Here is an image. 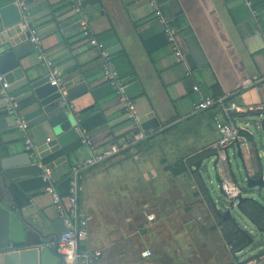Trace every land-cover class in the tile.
<instances>
[{
    "label": "crops",
    "instance_id": "0c3cea01",
    "mask_svg": "<svg viewBox=\"0 0 264 264\" xmlns=\"http://www.w3.org/2000/svg\"><path fill=\"white\" fill-rule=\"evenodd\" d=\"M12 1L22 4L23 0H0V4ZM72 2L28 0L23 5L21 23L27 22L25 28L34 30L39 44L22 59V64L41 61L50 71L46 60L56 67L73 59L76 71L89 79L91 87L105 88L106 93L99 99L87 92L73 102L75 123L58 134L56 148L46 156L75 143L80 129H84L80 120L100 111L106 123L89 131L84 129L87 134L100 147L109 144L107 136L99 138L106 131L120 135L122 144L129 146L78 172V209L87 219V234L80 246L100 251L92 264H264V234L257 233L253 245L236 251L225 240L223 223L216 217L213 201L222 197L213 199L189 167L203 148H212L209 154L223 150L217 145L218 125L226 119L222 107L215 104L200 111L194 109L215 80L227 91L226 101L238 107L236 111L255 114L262 133L260 140L264 141V0H90L82 7L89 27L107 47L117 75L122 80L131 76L138 80L140 86L131 95L135 97L138 118L152 111L160 126H166L153 136L152 131L143 130L145 137L134 141L135 131L141 127L134 126L122 101L114 89L110 90L98 49L82 35ZM164 24L176 30V43L167 39ZM188 29L203 57L193 45L190 47ZM204 30L216 49L202 45L198 34ZM39 49L44 59L38 56ZM254 74L262 80L239 86L245 77ZM17 114L27 121L28 135L36 147L54 138L47 118L33 105L17 110ZM5 139L10 141L8 154L26 157L20 128L6 133ZM239 142L242 153L245 148L253 162L248 140ZM163 149L166 157H151L155 150ZM89 153L81 143L55 155L51 160L64 158L45 170L64 206L69 203L72 167ZM179 159L190 161L185 162L186 169L173 172L171 168ZM45 187L31 200L22 195L13 199L8 193L5 198L21 221H34L33 226H26L34 233L32 237L38 231L54 234L55 238L47 243L54 249L61 232L54 223H64ZM148 214L153 217L149 219ZM58 264L72 263L60 256Z\"/></svg>",
    "mask_w": 264,
    "mask_h": 264
},
{
    "label": "water",
    "instance_id": "95a60500",
    "mask_svg": "<svg viewBox=\"0 0 264 264\" xmlns=\"http://www.w3.org/2000/svg\"><path fill=\"white\" fill-rule=\"evenodd\" d=\"M89 1L83 0L81 6L83 7ZM27 2L28 0H23L22 4L14 1L0 4V73L5 75L7 82L4 92L0 87V264H58L62 255L56 251V247L52 249L47 245L55 238L54 234L50 230H47V233L38 231L36 237H32L34 233L29 232L26 226H33L34 221L30 220L31 223L21 221L11 210L10 200L5 198V194L8 193L13 199L22 195L31 200L41 189L50 184L51 179L44 177L45 170H51L64 157L46 163L39 162V159L54 150L57 146L58 134L75 123L76 109L73 102L87 92H90L95 99L101 98L106 92L102 86L91 87L89 79L76 71L77 64L73 63V59L56 65L60 76L58 84L51 83L50 72L46 70L41 61L31 62L28 65L22 64V59L29 57L37 46L32 40L31 28L21 25L24 16L23 5ZM186 34L191 35L190 38L187 37L190 47L193 45L203 57V52L196 38L191 34V30L188 29ZM122 84L124 93L129 96L140 86L135 76L123 79ZM108 86L113 91L109 83ZM7 97L16 103V110L33 105L47 118L52 128L54 138H48L47 141L39 144L36 147V156L28 152H26V157H15L13 154H8L10 141L5 139V135L19 127L15 116L8 113ZM250 117H255V114L242 115L245 125L249 124ZM138 122L142 130L152 131L150 136L166 129V126H160V122L152 111L142 114ZM243 128L247 132L248 143L256 157H253L254 160L250 161L249 165L244 164L240 142H235L236 154L243 162V168L236 169L237 175L228 161L227 148L198 157L189 164L190 170L199 175L205 186L200 169L202 162L213 156L212 167L216 170V163L219 160L226 161V165L223 166L224 175H229L237 191L228 196L224 194L219 185L222 198L213 203L218 216L222 220H229L236 231L246 238L236 248V251L253 245L257 233L264 234V226L254 217L253 210L245 205L247 202L253 203L264 212V164L257 151V139L251 131ZM127 148L129 146L120 151ZM18 205L17 203L16 206ZM61 222L63 223L62 219ZM54 224L60 231L66 229L64 224L63 226H60L58 222Z\"/></svg>",
    "mask_w": 264,
    "mask_h": 264
},
{
    "label": "built area",
    "instance_id": "2783aa9c",
    "mask_svg": "<svg viewBox=\"0 0 264 264\" xmlns=\"http://www.w3.org/2000/svg\"><path fill=\"white\" fill-rule=\"evenodd\" d=\"M72 9L73 11L79 15V24L82 35L86 38L88 43L94 45L99 52V55L102 59V68L105 74V77L108 83L113 87L114 91L120 98L123 103V107L127 113V115L134 121V126L139 127L138 115L136 113L135 101L131 96L127 95L123 91L122 79L117 75L114 70L110 55L107 50V47L104 45L102 41L97 37L95 32L89 27L86 17L84 16L83 9L81 6V0H72ZM157 15L160 16V11L157 10ZM160 20H163L161 18ZM21 25L23 27L27 26V22H22ZM164 32L166 34L167 39L170 42L176 43V30L167 24H164ZM32 31V40L35 41L37 47L39 44V38L35 34L34 30ZM177 47V46H175ZM176 53L181 57L182 53L179 48L176 49ZM38 56L41 59L45 58V54L42 50L39 49ZM46 64L50 68V81L52 84L59 83V73L51 60H46ZM263 77H260L256 74L245 77L241 82H239V86L249 85L253 83H257L262 80ZM7 85L5 81V75L0 73V87L1 91L4 92V87ZM193 88L198 89L197 85H193ZM7 107L8 113L13 114L16 118L19 128L22 131V135L24 138V148L30 155H37L36 146L33 144L31 138L28 135V123L27 121L17 114L16 103L11 101L10 97H7ZM215 104H219L223 111L226 119L219 123V138L217 141V145L221 148H226L227 146L234 145L235 142L239 141H247V132L236 123V118L230 117V112L236 111L238 107L232 102L226 101V96L221 97H213L210 95H201L199 100L194 104L195 110H204ZM259 123L256 124V127H259ZM145 137V133L143 130L138 129L135 131L134 140L142 139ZM48 139V138H47ZM79 140L82 144L86 145L90 151L89 155H87L80 164L74 165L72 167L71 172V182L68 198V206H64L62 203L61 197L56 191L55 187L50 182L45 188L48 192L51 193L52 200L56 203L61 215L64 225L66 229L61 231L56 240V251L63 256L65 260L70 261L72 264H92L100 255V251H91L80 246V241L84 239L87 234V219L85 217H81L79 213V209L77 206V178L78 172L81 168H85L96 163L103 161L105 158L110 157L115 154L122 148L127 146V143L118 145L117 143H109L105 147H97L95 142L90 138V136L86 133L84 129H80V137ZM44 177L47 179H51L50 173L47 171L44 174ZM219 185L224 192V194L230 196L236 193V185L231 181V179L224 175L220 178ZM147 217L151 219L153 217L152 214H148ZM145 254L149 255L150 251L148 249L145 250Z\"/></svg>",
    "mask_w": 264,
    "mask_h": 264
},
{
    "label": "trees",
    "instance_id": "16d2710c",
    "mask_svg": "<svg viewBox=\"0 0 264 264\" xmlns=\"http://www.w3.org/2000/svg\"><path fill=\"white\" fill-rule=\"evenodd\" d=\"M177 35H176V37H177ZM198 37L202 41V42L200 41L202 43V45L205 46V44H206V46H208V49H211V48L216 49L217 48L216 43H214L212 41L210 35L205 30L203 32H201L200 35L198 34ZM203 38L207 40L206 43H205V41H203ZM206 91H207V94H205V95H210L213 97L224 96V94L227 92L225 89L222 88L221 82L217 81V80H215L213 83H211L209 86H207ZM229 92H232V91H229ZM144 93H145L144 91H141V94H144ZM131 98L134 99L135 97L131 96ZM245 113H248V112H245ZM229 115L232 118H239V116H241L242 114L239 113L238 111H233V112H230ZM104 123H106V118L101 113V111L96 112V113L92 114L91 116L82 118L80 120V126L82 128H84L86 131L87 130L89 131V130H92L93 128L101 126ZM105 136L108 137L107 140L109 141V143H117L118 145L122 144V142H121L122 138L120 137V135H115L112 132L106 131L105 133L101 134L99 138L105 137ZM246 136L248 138L247 134H246ZM90 138L92 139V137H90ZM93 141L95 142L97 147H100V144H98V142L96 140H93ZM79 144H81V142L78 139L72 145H70L68 147H64L63 149L59 150L58 152H56L52 155L42 157L41 160H42V162L46 163L49 160H51L55 155L62 153V152H68L69 150L76 148V146H78ZM212 150L213 149L210 147L203 148L197 154V157L205 156V155L209 154V152ZM186 161H190V159H187ZM186 161H184L183 159L177 160L174 163V166H173V168H171V170L173 172H177L178 170L186 169L185 168V162ZM203 188H204V186H203ZM245 205L253 210L254 217L264 226V212L261 209H259L258 207H255L253 203L247 202V203H245ZM216 217L218 218V220H220L221 223H223L222 229H223V236H224L225 240L228 243H231V245L234 248H237L246 240L245 236L242 233L236 231L234 225L229 220H222L218 216V214H216Z\"/></svg>",
    "mask_w": 264,
    "mask_h": 264
},
{
    "label": "rangeland",
    "instance_id": "374dc122",
    "mask_svg": "<svg viewBox=\"0 0 264 264\" xmlns=\"http://www.w3.org/2000/svg\"><path fill=\"white\" fill-rule=\"evenodd\" d=\"M248 120H249V124H247V125H245V120L240 119V118L238 120H236V123L247 128L255 136V138L257 139V143H258L257 151L259 153L260 159L262 160V162L264 164V146H263L264 141L262 142V140H260V135L262 136V133L260 132V129H258V127H256L257 119H256V117H250V119H248ZM242 145H244V144H242ZM226 151L228 153V161L230 162V165L234 169L235 174H236V169L241 170V168H243L242 167L243 162H242L241 158L237 156L235 146H232V145L228 146ZM243 151L244 152L242 153V156H243V159L245 162L244 164L249 165L250 159L248 158V155L246 154L247 153L246 149L244 148ZM252 153L254 155L253 157H256L253 150H252ZM151 157H166V150L165 149L155 150V152H153V156H151ZM213 159H214V157L211 156L210 159L204 160V162H202L200 169H201V173H202V178L204 179V182H205V186L208 189L212 198L214 199V198H218V197L222 196L220 191H219V179L224 176L223 166L226 165V161L219 160L216 163L217 169L214 170L212 167ZM226 176L229 177L228 174ZM198 177H199V175H198ZM251 228L253 229V226H251Z\"/></svg>",
    "mask_w": 264,
    "mask_h": 264
}]
</instances>
